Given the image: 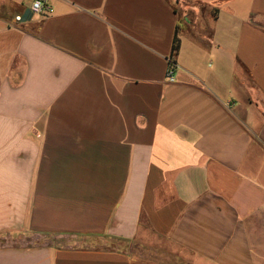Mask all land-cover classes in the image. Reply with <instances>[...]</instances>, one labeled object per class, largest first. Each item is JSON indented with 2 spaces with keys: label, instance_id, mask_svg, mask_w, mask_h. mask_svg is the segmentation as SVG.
<instances>
[{
  "label": "crops",
  "instance_id": "crops-1",
  "mask_svg": "<svg viewBox=\"0 0 264 264\" xmlns=\"http://www.w3.org/2000/svg\"><path fill=\"white\" fill-rule=\"evenodd\" d=\"M193 1L0 0V264H264V0Z\"/></svg>",
  "mask_w": 264,
  "mask_h": 264
},
{
  "label": "rangeland",
  "instance_id": "rangeland-1",
  "mask_svg": "<svg viewBox=\"0 0 264 264\" xmlns=\"http://www.w3.org/2000/svg\"><path fill=\"white\" fill-rule=\"evenodd\" d=\"M173 4H175V8L177 10H182L184 12L180 13L181 18L187 16L189 18L191 16V9L198 4L193 0H171ZM177 3V4H176ZM190 11V12H189ZM9 243H48L52 244L56 247H75V248H102V249H114V250H124L128 249L127 246L120 244L118 241L110 240L105 237H87V236H68V237H60V236H51V235H43L34 238H23V237H14L7 241Z\"/></svg>",
  "mask_w": 264,
  "mask_h": 264
},
{
  "label": "built area",
  "instance_id": "built-area-1",
  "mask_svg": "<svg viewBox=\"0 0 264 264\" xmlns=\"http://www.w3.org/2000/svg\"><path fill=\"white\" fill-rule=\"evenodd\" d=\"M31 1V10L34 14H40L43 16H47L51 14L52 12V7L49 3V0H30ZM15 20L17 22H21L22 17L21 16H16ZM175 71H176V64L174 63L173 60H170L169 62V68L167 70V79L169 82L173 83L176 81L175 78Z\"/></svg>",
  "mask_w": 264,
  "mask_h": 264
},
{
  "label": "trees",
  "instance_id": "trees-1",
  "mask_svg": "<svg viewBox=\"0 0 264 264\" xmlns=\"http://www.w3.org/2000/svg\"><path fill=\"white\" fill-rule=\"evenodd\" d=\"M179 50V40L177 38V36L175 37V42H174V46H173V53L177 54Z\"/></svg>",
  "mask_w": 264,
  "mask_h": 264
}]
</instances>
